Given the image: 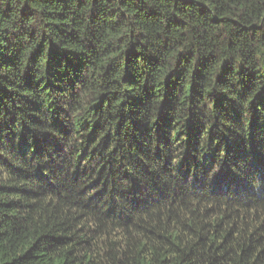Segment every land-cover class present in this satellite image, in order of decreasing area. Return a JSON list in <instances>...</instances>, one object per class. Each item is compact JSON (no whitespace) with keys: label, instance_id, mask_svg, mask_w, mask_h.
Masks as SVG:
<instances>
[{"label":"trees","instance_id":"1","mask_svg":"<svg viewBox=\"0 0 264 264\" xmlns=\"http://www.w3.org/2000/svg\"><path fill=\"white\" fill-rule=\"evenodd\" d=\"M0 264H264V0H0Z\"/></svg>","mask_w":264,"mask_h":264}]
</instances>
